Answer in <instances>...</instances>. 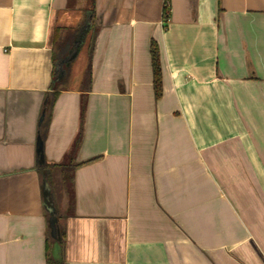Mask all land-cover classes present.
<instances>
[{
  "label": "crops",
  "instance_id": "1",
  "mask_svg": "<svg viewBox=\"0 0 264 264\" xmlns=\"http://www.w3.org/2000/svg\"><path fill=\"white\" fill-rule=\"evenodd\" d=\"M48 246L264 264V0H0V264Z\"/></svg>",
  "mask_w": 264,
  "mask_h": 264
},
{
  "label": "trees",
  "instance_id": "2",
  "mask_svg": "<svg viewBox=\"0 0 264 264\" xmlns=\"http://www.w3.org/2000/svg\"><path fill=\"white\" fill-rule=\"evenodd\" d=\"M165 11H166V15L169 16L168 15V13H169L168 7L165 9ZM75 37H77V36L75 35ZM61 45H62V42H61ZM58 46H59V44H58ZM72 48H73V46H72ZM56 49L59 50V47H57ZM151 53H152V64H153V70H154L156 94L158 97H160L161 93H162V88H163L162 87V71L163 70H162L161 59H160L161 54H160V50H159V47H158L156 42H152V44H151ZM89 77H90V73H88V78ZM82 110H83V112H85V105H83ZM76 149H74V151L72 152L71 155H73L75 153ZM66 162L60 166V168H61L60 173H61V176H62V179L64 180V182L68 183L69 176H70V174L68 172L69 171L68 168H70L71 166ZM47 173L48 172H44V175L46 176L45 181L49 180L47 177ZM49 239H52V237H50ZM47 264H62L61 261H58V260L53 258V256L51 255V252L49 251V246H48V250H47Z\"/></svg>",
  "mask_w": 264,
  "mask_h": 264
},
{
  "label": "water",
  "instance_id": "3",
  "mask_svg": "<svg viewBox=\"0 0 264 264\" xmlns=\"http://www.w3.org/2000/svg\"><path fill=\"white\" fill-rule=\"evenodd\" d=\"M42 142L39 141L38 142V150L41 152L42 151ZM50 185L48 184V181L45 182V189H44V195H45V200H46V206L48 208V211L51 214V218H50V228H51V236L54 239L58 238V229H57V212H56V208H55V204L51 199V195H50Z\"/></svg>",
  "mask_w": 264,
  "mask_h": 264
},
{
  "label": "rangeland",
  "instance_id": "4",
  "mask_svg": "<svg viewBox=\"0 0 264 264\" xmlns=\"http://www.w3.org/2000/svg\"><path fill=\"white\" fill-rule=\"evenodd\" d=\"M70 199H73L72 193L70 194Z\"/></svg>",
  "mask_w": 264,
  "mask_h": 264
}]
</instances>
